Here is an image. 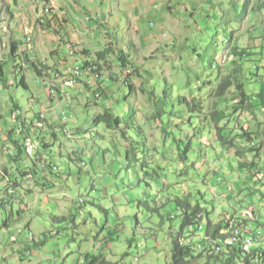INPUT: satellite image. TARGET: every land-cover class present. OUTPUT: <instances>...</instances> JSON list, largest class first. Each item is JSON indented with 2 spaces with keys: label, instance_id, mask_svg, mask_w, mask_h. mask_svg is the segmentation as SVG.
Instances as JSON below:
<instances>
[{
  "label": "rangeland",
  "instance_id": "374dc122",
  "mask_svg": "<svg viewBox=\"0 0 264 264\" xmlns=\"http://www.w3.org/2000/svg\"><path fill=\"white\" fill-rule=\"evenodd\" d=\"M145 1L140 3L139 12L131 9L130 21L125 14L116 16L120 28L110 18L107 20L112 24L102 23L105 36L98 34L95 41L104 37L106 44L99 48L110 44L116 52L103 62L92 89L84 85L83 92L76 97L61 96L59 99L62 87L56 80L63 78L60 71L54 75L55 80L38 77L32 62H39V56L35 52V58H29L34 48L25 50L27 47L23 43L18 52L12 53L0 40V68L2 66L7 78V87L0 81V202L7 189L13 193L20 190L22 194L20 200L6 197L10 202L6 208L0 206V264H83L87 256L94 255L115 264H172V233L181 227L177 199L186 198L189 192L193 203L200 201L209 211L213 223L221 220L224 212L247 213L248 210H258L257 216L264 223V186L254 185L252 179L256 177L257 182L264 179V147L260 149L259 158L248 154L238 157L236 150L244 147L237 133V129L240 130L238 123L233 125L237 145L227 150L219 141H214L217 135L212 122L206 119L208 128L202 131L203 134L192 129L189 133L193 146L190 161L196 162V168H183L185 172H181V168L187 166L178 161L176 146L171 141L178 144L177 140L188 139L187 131L177 130L175 126L179 121V128H185L181 120L190 118L188 105H180L176 99L179 114H168L164 118V122L170 124L169 129L174 131L165 146V134L160 130V124L150 119L149 91H142V87L155 86L161 93L165 78H168L173 83L175 98L180 95L190 97L194 93L203 99L207 96L206 101L212 100L210 106H213L212 93L220 79L219 72L211 68V60L214 61L211 57L215 55L218 63H225L221 67L225 75L234 66L231 45L255 48L253 52L262 50L264 0H251L248 11L246 0H239L237 11L232 8L231 0H148L149 4ZM113 5L115 7L110 11L118 12V7ZM61 29L58 28L55 36L64 32ZM213 39L217 53L206 54L207 42ZM119 48L132 52V60L139 72L135 67L123 70L119 66ZM64 53L67 54V50ZM199 54H204L205 59L202 60ZM257 56L252 58L256 60ZM257 64L254 61L245 63L246 71L256 74ZM88 75H91L90 71ZM22 76L29 88L19 84ZM130 76L135 85L132 94L125 86ZM187 77L191 78V85ZM247 79L244 77L246 89L252 94L258 84L255 79ZM207 80L211 84L205 85ZM95 87L101 90L100 98L94 97ZM65 88L73 90L74 86ZM11 97L21 107L20 121L16 120L19 110L11 112ZM259 97L252 99L259 102ZM239 100L233 88L222 106L233 112ZM131 106L136 109L138 123L147 137L133 129H128L129 135L140 143H136V155L144 150L147 142L146 148L150 150L146 151L148 166L143 165V159L137 160L135 153H131V160L128 158L132 147L120 130L93 124L94 118L105 108H111L125 119ZM51 108L59 123L52 119V128L50 123L42 124L43 130L38 136L43 138L45 148H38L39 153H35L36 148L29 154L34 156L39 172L50 181L47 186H40L32 174L24 177L18 172L19 167L31 163L27 152L20 158V163L8 156L10 151H16L8 131L21 126L23 120L29 121L32 128L37 114L48 116ZM63 113L73 117L63 121ZM236 113L237 110L233 117L240 118V112ZM242 113L246 118L244 126L256 132L253 140L258 144L263 140L264 127L249 110ZM192 117L193 121H201L197 114ZM187 126L191 127L189 123ZM52 132H57L59 140L53 138ZM83 132L87 133L81 135ZM138 156L142 157L141 154ZM48 164L54 166V174ZM15 176L20 185L9 182ZM246 187H253V192ZM30 189L33 193H29ZM259 191L263 196L256 194ZM21 208L27 212L19 214ZM6 221L18 222L7 228ZM206 223L205 216L204 227L196 228V232L204 235ZM262 243L264 247V239Z\"/></svg>",
  "mask_w": 264,
  "mask_h": 264
},
{
  "label": "trees",
  "instance_id": "16d2710c",
  "mask_svg": "<svg viewBox=\"0 0 264 264\" xmlns=\"http://www.w3.org/2000/svg\"><path fill=\"white\" fill-rule=\"evenodd\" d=\"M238 2L239 0L230 1L232 8L235 11L238 10ZM250 3H251V0H246L245 9L247 11H248ZM19 43L13 42L12 53L18 52V48L19 47L21 48V46L23 45V42H21L20 45ZM207 43L208 45L206 46V48L208 51H206V54L207 53L210 54L211 52L213 54L214 53L216 54L217 46H216L215 39ZM238 43H239V40H238ZM127 45L130 46V44H127ZM230 47L232 49L231 51H232L234 66L228 70V74L224 75L221 70L222 65H224L225 63L223 64L218 63L217 61L218 59H216L215 55L211 57L214 60V61L211 60V63H210L211 68L219 72L218 77L220 79V82H218L216 89L212 93L213 98H214L213 106H210V104L212 103V100L206 101L207 96H205V98L203 99V98L197 97L199 95H195L194 93L190 97L188 95H180L178 98H175L174 93H173L174 92L173 83L168 78H165L166 84L163 87V90L161 93L157 90L155 86H152L151 88H147L146 86L142 87V91L144 92L149 91V95L151 97V104H152V114H151L150 119H153L154 121L160 124V130H162L164 132L163 134H165V139H164L165 146L167 145V141L174 131L169 129L170 124L164 122V118L168 114H179V109H177L176 107V104H177L175 101L176 99L178 100V103L180 105H183L184 103L188 105L187 107H188V113L190 115V118L187 119V117H185L181 120L185 128L184 127L179 128L180 127L178 126L179 121H176L177 124L175 122L176 124L175 126L178 127L177 130L187 131L186 137H188V139L183 137L182 139L177 140L178 144H174L171 141V144H173V146H176L178 161L181 163H184V165L187 166V167L183 166L180 170L181 172H185L183 168H190V167L196 168V162L190 161L191 152L193 151V146H192V141H191L192 137L189 135V133L192 130H194V132H197V133L199 132L203 134L202 131L208 128V126H206V123H205L206 119H209L212 122V127L214 129V132L217 135L214 141H219L222 147L227 150L235 148L237 145L236 144L237 141L235 137L233 136V134L236 133L234 132L236 130L233 125L238 123L240 130L237 129V133H239L238 136L242 138V142L244 146L243 148H238L236 150V155L238 157H242L243 155L248 154V155H253L255 158H259L260 149L261 147H264V133H263V140H261L257 144L256 140H253L256 132L253 130L247 129L244 126L246 118L243 113L241 115V111L247 110V108L250 106V104L248 103L250 101V94H248L247 92L246 82L244 81V77L245 79L248 78L247 80L249 81L250 79L252 80L255 79V82L258 81L257 80L258 78H262V73L260 72L262 68L260 65L262 62L260 63V65L259 64L256 65V69L258 70L256 74H254L253 71L252 72L246 71V69L248 68L245 67V63L252 62V61L260 62L258 57L256 60L252 58V57H256L260 53L257 51L253 52L252 49H255V48L244 47L242 44H236V45L233 44ZM25 50H28V49H25ZM117 51H118L117 61L119 63V66L123 70H126L130 68L131 66V67H135L136 70L139 72V68L135 65V63L132 60L131 51H127L123 48H119V50ZM114 52H116V50L113 48V45L108 44L103 50L95 53L96 60H94V62H91L90 60H88L85 63H82V65L85 68V70H87L88 72L90 71L93 74L98 73L100 75L103 62H105L108 59V57ZM90 54H91V51H88L87 56H90ZM24 55H25V58L28 59V55L26 53H24ZM204 56H205L204 54H199V57L202 60L205 59ZM32 67L35 70L38 77H40L41 79L43 77L54 76L59 72L58 66L54 65L53 67H51L47 64V60H42V59H40L39 62L33 61ZM250 74L251 75L253 74L254 77L253 76L250 78L247 77ZM62 76H65V75H62ZM187 78L189 79V84L191 85L192 84L191 78L190 77H187ZM111 79L114 82L113 76L111 77ZM208 79H209V76H208ZM0 81L3 83L5 87H7V78L5 77L2 66L0 68ZM210 82H211L210 80H207L204 82V84L205 85L211 84ZM19 84L23 85L25 88H29V85L25 81L24 76L21 77V81L19 82ZM125 86H127V88L129 89V94H132L134 92L135 85L132 82L131 76L127 78L125 82ZM91 87L88 86V88L90 89ZM233 88H234V91H236L237 97L240 98V100L239 102H237V105L233 107L234 108L233 112H230V111L228 112V110L224 108L222 104ZM129 94L125 95L126 101L129 100ZM11 99L13 101V108L11 109V112L15 113L19 110L18 113H16L17 115L16 120L20 121L21 107L15 101L14 98L11 97ZM236 110H237V113L240 112V115H239L240 118L233 117L235 115L234 111ZM41 114L42 113H38L36 120L32 122L33 129L29 126L28 124L30 123L29 121L22 119L23 122L21 123V126H14L8 131V137L11 140V142L14 144L15 150H16L15 152L10 151L8 156L15 163H18V162L20 163L21 162L20 158L24 155V152H27L26 155L29 156V161L31 163L30 164L25 163V166H23L24 169L22 167L21 168L19 167L18 172H21L24 177L28 174H32L37 179L38 185L47 186L48 182L50 181L44 175H42L41 172H39L40 169L36 168L37 162L34 161L32 157L29 155L31 151H28V145L26 144L28 139H31L33 141V145L36 142L39 143L38 144L39 149L45 148L44 145L46 144L44 143L43 138L38 136L41 134V131L43 130L42 124H39V123H43L40 117ZM64 114L65 113H63V115ZM136 114H137L136 109L131 106V109L129 110L126 118L124 119L123 116L116 115L115 112L111 108H105V111L100 112L94 118L93 124L95 125L105 124L107 128L111 130H120V132L122 133V136L128 141H130V146L132 147L131 148L132 151H129L128 158L131 160V153L132 154L135 153V158L137 160L139 158H141V160L143 159L144 160L143 165L148 166L149 162L147 161L148 159H146V155H147L146 151L148 150L146 148L148 146L147 142L144 146V150L141 152L138 151V155L140 154L142 155V157H139L138 155H136V150H137L136 143H138V145L140 143L136 142V140L133 139L129 135V131H128V129H133L134 131L138 132L139 135L143 134L145 137H147L145 134L144 128H142L138 123ZM192 114H197V117H199L201 121L200 122L193 121ZM188 123L191 125V127L187 126ZM18 124L20 125V123ZM49 125H50L49 127L51 128L53 127L52 124H49ZM86 133L87 132H83L81 135H84ZM31 135H35V137ZM52 136L54 139L59 140V136L57 132H52ZM18 137H20V139ZM245 140L247 141V143H245ZM46 147H49V145L47 144ZM39 149L35 151V153L37 152L39 153L40 151ZM148 151L150 152V150ZM255 162L256 161L254 160L253 163ZM131 164L129 166H132ZM244 164L246 163L244 162ZM48 165H49V168L51 169L54 167L51 164H48ZM53 169L51 170L52 174H54ZM38 174L40 175V177L37 176ZM15 177H16L15 179L10 178L9 182L13 183V181H15L17 182V185H20L18 183L19 181V179H17L18 177L17 176ZM261 183L264 186L263 181H260V184H258V186L262 185ZM10 187H13V186H9V188ZM252 188H247V189H249L250 192L252 193L253 192ZM229 190H231V188ZM29 193H33V191L30 189ZM188 194L189 195L184 199L180 197H178L177 199V205L181 210V215H180L181 231L179 232L177 230L176 232L173 231L172 233L174 236L173 248H172V251H173L172 264H264L263 244L260 245V247L258 246L255 247L250 252H248V254H246L243 252V249L241 248L239 243H236L232 246L224 243V240L226 239L227 235L229 236V233L228 234L222 233V229L223 228L226 229L227 224H229L230 220L234 218H236L239 228L241 227V233H240L241 235L246 234V233H248V235L256 234L261 228L262 230H264V223H262V221H260L259 217L257 216L258 210H255L256 215L251 218H247L245 216V213L240 214L237 211H235V213L224 212L221 220H219L216 223H213L212 220L210 219L209 211L206 208L201 206L200 201H197V203H193L192 197H191L192 193L189 192ZM256 194H262L263 196V193L261 191L257 192ZM10 196H12L13 198H18V200L22 199V194L20 190L17 193H13V192H10L9 189H7V192L4 195V199L0 202L1 207L6 208V204H8L10 200H7L5 198L10 197ZM25 212H27L25 208H21V210H19V214H22ZM205 216L207 217V223H206V232L204 235L207 236L209 240L206 242H204L205 240H201L202 242L205 243V246H204V249L199 250L196 247L198 241H195L192 244H189L183 241L182 239L189 238L192 232H194L195 234L196 228L194 227V225L195 226L203 225V223L205 222ZM17 222L18 221L16 222L6 221L5 226L9 228L15 225ZM255 224L257 225V227H255ZM187 228L190 229V231L187 233L186 232L184 233L183 230ZM204 235H199V237L202 238ZM232 235L233 233H231V236ZM197 240L200 241V239H197ZM29 245L30 244H27L28 247ZM83 264H113V262L102 258V256L94 255V256H87Z\"/></svg>",
  "mask_w": 264,
  "mask_h": 264
},
{
  "label": "crops",
  "instance_id": "0c3cea01",
  "mask_svg": "<svg viewBox=\"0 0 264 264\" xmlns=\"http://www.w3.org/2000/svg\"><path fill=\"white\" fill-rule=\"evenodd\" d=\"M151 1V0H150ZM150 1L147 0L148 4ZM153 1V0H152ZM145 0H0V40L3 46L12 51L13 42H23L25 44L26 36L31 35L34 39V52L29 58L34 59L37 55L39 59L48 60V64L56 65L61 75H67L74 64H82L88 60L95 59V53L103 50L106 44L104 37L96 42V35L103 36L102 23L105 21L115 23L120 28L121 23L115 18L119 14L129 16L131 9L139 12V5ZM118 7V12H111V8ZM49 6L52 9L50 15H46L45 22L38 21L42 15L43 8ZM152 8L154 7L151 6ZM110 18L111 20H107ZM63 33H58V28ZM60 31V30H59ZM91 37H89V33ZM86 33V34H85ZM53 34V35H52ZM85 34L84 36H82ZM105 36V35H104ZM83 37L88 38L84 40ZM19 43V45H20ZM101 48L99 46L103 44ZM97 46V47H96ZM97 48L96 51L93 48ZM20 48V47H19ZM67 50V54L64 51ZM91 51L90 56L87 52ZM36 52V53H35ZM260 54L258 64L262 67V78H258L252 94H250L249 112L264 127V41H262V50L257 51ZM262 54V55H261ZM54 75V74H53ZM63 76V78L65 77ZM55 80L54 76H51ZM62 79L56 80L61 89V96L76 97L83 92L82 86H75L73 90L66 89L62 84ZM71 90V92H69ZM253 94H255L253 96ZM253 96V97H252ZM259 97V102L252 98ZM71 97V98H72ZM56 100L53 99V102ZM46 123H53L54 114L52 108L48 110ZM256 113V114H255ZM54 121H56L54 119ZM55 123H59L58 119Z\"/></svg>",
  "mask_w": 264,
  "mask_h": 264
},
{
  "label": "clouds",
  "instance_id": "9594fccd",
  "mask_svg": "<svg viewBox=\"0 0 264 264\" xmlns=\"http://www.w3.org/2000/svg\"><path fill=\"white\" fill-rule=\"evenodd\" d=\"M26 38H27V36H26ZM34 40V39H33ZM25 44H26V40H25ZM72 69V68H71ZM86 71V77H91V75L93 74V73H91V75L89 76L88 75V71L87 70H85ZM69 72V71H68ZM68 74V73H67ZM90 74V73H89ZM66 77V76H65ZM64 77V78H65ZM64 78H63V80H64ZM62 84H63V81H62ZM84 85H87V86H90L91 87V85L92 84H89V83H83V84H81V85H78V86H83L84 87ZM63 86L64 87H66L64 84H63ZM75 87V86H74ZM91 89H92V87H91ZM96 90H100L99 88H97V87H95V90H94V97H96ZM100 92H101V90H100ZM52 93H56V91L55 90H52ZM100 98V97H99ZM67 116V119H65L64 120V116ZM41 120H42V122L44 123L45 122V120H46V115H45V113H42L41 114ZM70 117H73L71 114H69V113H65L63 116H62V120L63 121H66V120H68ZM43 123H39V124H43ZM38 142H36V144H34V146L32 147H30L29 145H28V151H35V148H38ZM34 158V156H32V159ZM1 159V158H0ZM0 162H1V160H0ZM258 178H260V176L258 177ZM253 180H254V185L256 184V183H258V184H260V181H258L257 182V178L256 177H253L252 178ZM263 182H264V180H263ZM258 184H257V186H258ZM262 184V183H261ZM253 185V186H254ZM247 188V187H246ZM238 213H240V214H244V212H238ZM256 215V212L255 211H250V210H248L247 211V213H245V216L247 217V218H251V217H253V216H255ZM230 220V219H229ZM194 227L195 228H197L198 230L199 229H201L202 227H204V223H203V225H194ZM192 230V229H191ZM179 232L181 231V227H180V229L178 230ZM184 231V233L186 232H189L190 231V229H185V230H183ZM182 231V232H183ZM230 231H232V232H230ZM222 233H229V234H231V233H233V235L232 236H228L225 240H224V243H226V244H228V245H230V246H232V245H234V244H236V243H239L240 244V246H241V248L243 249V252L244 253H246V254H248V252H250L252 249H254L255 247H260V245H262L263 243H262V240L264 239V230H262V228L256 233V234H249L248 235V233H246V234H240L241 233V228H239V225H238V222H237V220H236V218H234V219H232V220H230V222H229V224H227V228L225 229V228H223L222 229ZM199 235H201V234H199L198 232H196V230H195V234H194V232H192L191 233V235H190V237L189 238H187V239H182L183 241H185L186 243H189V244H192L193 242H195V241H198L197 242V245H196V247L199 249V250H202V249H204V246H205V243L204 242H206V241H208L209 240V238L207 237V236H205V238H204V236L202 237V238H200L199 237ZM204 238V239H203ZM252 238H253V240H252ZM197 239H200V241L199 240H197ZM201 240H205L204 242H202ZM251 240V241H250ZM249 242H252V244L251 245H249V247L248 248H246V246L249 244ZM113 264H115L114 262H113Z\"/></svg>",
  "mask_w": 264,
  "mask_h": 264
},
{
  "label": "built area",
  "instance_id": "2783aa9c",
  "mask_svg": "<svg viewBox=\"0 0 264 264\" xmlns=\"http://www.w3.org/2000/svg\"><path fill=\"white\" fill-rule=\"evenodd\" d=\"M46 15H50V14H42L39 16V20H45V16ZM29 39V46L28 47L29 50H33L34 48V40L33 37L31 35L28 36ZM86 72H76L75 71V66L69 70L67 76L64 78L63 80V84L66 87H73V86H78L81 85L83 83H89V84H93L94 80H97V78L99 77L98 73L92 74L91 77H86ZM101 96V92L100 90H96V97H100ZM64 119H67V116H64ZM27 145H29L30 147L34 146L33 145V141L31 139H28V141L26 142ZM36 144V143H35ZM253 240V238H252ZM251 241V240H250ZM252 242H249V244L246 246L247 248L249 247V245H251Z\"/></svg>",
  "mask_w": 264,
  "mask_h": 264
},
{
  "label": "bare ground",
  "instance_id": "6f19581e",
  "mask_svg": "<svg viewBox=\"0 0 264 264\" xmlns=\"http://www.w3.org/2000/svg\"><path fill=\"white\" fill-rule=\"evenodd\" d=\"M53 9V8H52ZM51 12V8L49 7V6H46L44 9H43V14H49ZM39 22H40V24L41 23H44L45 22V20H38ZM29 36V35H28ZM28 36H27V38H28ZM26 38V46H29V39H27ZM27 49H28V47H27ZM75 66V71L76 72H85V68L83 67V65L82 64H75L74 65ZM73 66V67H74ZM242 226V225H241ZM241 228V227H240ZM247 231V230H246ZM231 232V231H230ZM245 232V231H244ZM243 232V233H244ZM228 234V233H227ZM230 236H231V234H229ZM228 236V235H227ZM227 236H226V238H227ZM223 239V238H222ZM219 241V240H218ZM222 242V241H221ZM247 248V247H246Z\"/></svg>",
  "mask_w": 264,
  "mask_h": 264
}]
</instances>
